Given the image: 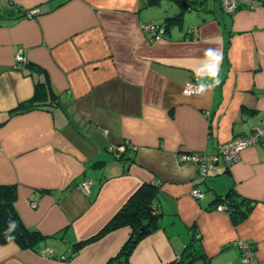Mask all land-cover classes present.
<instances>
[{
  "label": "crops",
  "instance_id": "0c3cea01",
  "mask_svg": "<svg viewBox=\"0 0 264 264\" xmlns=\"http://www.w3.org/2000/svg\"><path fill=\"white\" fill-rule=\"evenodd\" d=\"M256 2L230 13L204 0L166 29L180 10L174 0H0V184L17 185L21 218L46 236L33 248L0 243V264H107L129 225L74 244L143 182L159 183L160 226L131 264H169L193 235L205 264H241V239L264 259V145L206 176L185 157L264 127V0ZM217 51L218 84L206 55ZM193 76L203 91L185 94ZM36 92L37 107L10 112ZM231 188L252 203L237 223L215 208Z\"/></svg>",
  "mask_w": 264,
  "mask_h": 264
},
{
  "label": "trees",
  "instance_id": "16d2710c",
  "mask_svg": "<svg viewBox=\"0 0 264 264\" xmlns=\"http://www.w3.org/2000/svg\"><path fill=\"white\" fill-rule=\"evenodd\" d=\"M162 0H146L147 4H160ZM180 10L173 16L164 20L166 29L169 25L180 20L183 12L189 8L200 6L204 0H174ZM31 10V9H28ZM24 10V15H29ZM234 12V11H233ZM232 13V12H230ZM160 26V25H158ZM37 92L34 95L11 109V113H21L37 107ZM159 183L143 182L122 204V206L108 219V221L95 234L85 240L74 244V251L86 242L98 239L107 232L124 225L131 227V233L116 256L107 264H131L130 255L142 238L155 231L160 226V214L156 210L155 199L157 197ZM235 190L231 188L226 195L218 196L217 201L226 205V211L235 223L244 219L251 209L252 203L247 198L237 197ZM18 198L16 184H0V243L15 241L20 246L33 248L46 236L37 229L25 224L21 218L15 202ZM143 220H148L143 224ZM12 237L9 239L8 237ZM198 236L193 235L192 240L180 253V259L174 258L171 264H191L205 255L198 244Z\"/></svg>",
  "mask_w": 264,
  "mask_h": 264
},
{
  "label": "built area",
  "instance_id": "2783aa9c",
  "mask_svg": "<svg viewBox=\"0 0 264 264\" xmlns=\"http://www.w3.org/2000/svg\"><path fill=\"white\" fill-rule=\"evenodd\" d=\"M223 9L227 12H233L240 6L254 7L256 6V0H219ZM35 12L34 9L28 10V14L31 15ZM146 27L153 30L154 34L157 35L159 32L163 31V28L157 24H146ZM18 64L25 63L26 58L22 53H18L15 56ZM202 85L198 82L196 76H193L183 87V92L185 94H198L201 92ZM264 145V127L261 125H256L254 130L248 134H243L235 136L230 140L221 144L217 152L213 154H208L203 151L193 152L186 154L185 157L194 160L198 164V171L201 176H206L210 172L214 171L220 162H224L229 165L234 161H237L240 156L242 149L255 145ZM91 179H85L82 184V189L89 192V187L91 184ZM192 194L194 197L198 198L202 196V191L199 187H194L192 189ZM35 204V203H34ZM217 210L226 211V205L223 202H219L215 205ZM237 245L241 252V264H264V259H259L256 256V247L254 243L248 240H239ZM177 259H180V254L176 255ZM171 264V263H169Z\"/></svg>",
  "mask_w": 264,
  "mask_h": 264
},
{
  "label": "clouds",
  "instance_id": "9594fccd",
  "mask_svg": "<svg viewBox=\"0 0 264 264\" xmlns=\"http://www.w3.org/2000/svg\"><path fill=\"white\" fill-rule=\"evenodd\" d=\"M206 55H210L212 58L213 63L210 64L208 67V74L215 80V83L218 84L219 80L217 79V68L219 67L221 60H222V55L217 51L216 54L212 55L211 53L207 52ZM213 85L212 87H214ZM203 91V87H201V92ZM9 239H12V237H8Z\"/></svg>",
  "mask_w": 264,
  "mask_h": 264
},
{
  "label": "water",
  "instance_id": "95a60500",
  "mask_svg": "<svg viewBox=\"0 0 264 264\" xmlns=\"http://www.w3.org/2000/svg\"><path fill=\"white\" fill-rule=\"evenodd\" d=\"M148 223V220H143V224H147ZM191 264H205L204 260L202 259H199V260H196L195 262L191 263Z\"/></svg>",
  "mask_w": 264,
  "mask_h": 264
},
{
  "label": "rangeland",
  "instance_id": "374dc122",
  "mask_svg": "<svg viewBox=\"0 0 264 264\" xmlns=\"http://www.w3.org/2000/svg\"><path fill=\"white\" fill-rule=\"evenodd\" d=\"M81 187H82V184H81Z\"/></svg>",
  "mask_w": 264,
  "mask_h": 264
}]
</instances>
